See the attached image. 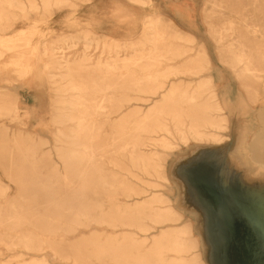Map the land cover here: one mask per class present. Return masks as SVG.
Here are the masks:
<instances>
[{
  "label": "bare ground",
  "instance_id": "6f19581e",
  "mask_svg": "<svg viewBox=\"0 0 264 264\" xmlns=\"http://www.w3.org/2000/svg\"><path fill=\"white\" fill-rule=\"evenodd\" d=\"M82 1L87 2L90 0ZM130 1L137 4L152 5L151 0ZM75 2L76 0H0V41L2 44L7 45L8 41L11 40L13 42L10 39L11 37L14 39L19 38L20 32L5 38L8 34L7 30L13 26L19 15L25 19H30L32 13H42L41 20L45 21L47 16L64 7L76 6ZM242 3L241 0H237L235 4L226 7L222 2L212 1V5L218 7L219 13L223 15L228 12L230 15L221 17L222 24L218 28L210 20L209 14L206 16V23L211 21L209 26L212 27V32L210 30L208 32L211 37L216 39L217 53L225 55L220 60L232 70L239 82L240 98L238 101H245L248 109L256 110L258 104H260V98L264 96V8H260L259 0H250V4L254 6V18L261 19V29H254L256 24H249V18H253L248 13L246 14L247 8L242 6ZM69 13L73 14L75 11L71 10ZM73 20L75 19L72 18L71 23H73ZM53 22H51V25ZM32 26L34 27L35 25L32 24ZM245 29L246 32H244ZM52 30H54V27ZM256 31L260 32V36L255 34ZM25 33L23 32L22 34ZM75 34L67 33L60 40L66 43L68 39L77 37ZM80 34L82 33L80 32ZM82 35H84V39L86 37L91 38L89 32H85ZM196 38L192 33L180 28L173 20L165 18L156 11L154 15L145 17L144 28L140 37L134 38V40L128 39L130 42L107 41L106 43L101 42V40L84 42V46L81 49L82 53L77 57H71L67 52V49L78 45V42L74 40L67 43L66 47L56 45L58 46V48L56 47L57 49H49L48 47H43L42 49V52L50 55L51 58V63L45 66L54 71L52 75L57 76L56 83L60 85L56 91L65 94L56 97L55 100L67 103L64 106L54 105L52 107L55 112L54 140L56 153L67 168H72L71 172L74 174V178L76 181L81 182L83 188L89 187L93 192L99 189L106 191L112 204L109 213L115 216L113 221L109 222L110 224L119 221L121 224L129 225L130 221H132L136 222L135 224L140 227V223H138L140 213L150 217L154 222L160 223L164 219L174 218L177 212L171 206L172 204L169 203L173 198L160 191H158V194L147 195L136 201L135 210L133 211L129 206L117 203L113 195L116 192H119V194L125 192V195L131 197L140 195L141 191L129 188L122 179L110 176L104 170L105 168L96 162V154L99 149L102 152L106 150V147H109L110 150L115 149L116 152H123L128 149L130 152V166L138 169L143 174L156 175L159 180L157 181L158 186H169V182L173 184L176 183V180L163 174V169H165L164 162L157 153H152L151 151L149 154L139 152L138 146L141 144L142 139H133L130 128L128 130L127 127L119 129L123 124L130 125L129 119L133 114L126 113L120 117V120L117 117L113 120L117 113L122 112H118V110L122 109L123 106L117 104L105 105L103 104L104 102L131 101L132 99L127 96L130 91L150 94L149 97H152L154 104L140 115L142 117L140 120L134 122L132 126V130H135L134 136H141L142 133H161V135L171 136L176 140V144L169 142L167 138H161L159 146L166 149L176 148L173 151L178 150L180 153L185 150L194 151L200 147L206 150L210 149L214 168L226 165L224 154L234 140L236 141L235 146L240 145L239 137L241 135L248 134L253 140L259 137L255 129L245 133L241 131L237 124V121L243 117L239 110L240 106L237 107L235 114H232L235 111L233 109L235 102H232L230 98L231 93L222 92L216 84V70L213 68V62L206 42H199L201 46L196 51L195 56L184 58V55L192 48L186 49L183 44H194ZM136 44L141 45V47L145 46V48L139 49L141 56L134 54L133 56H125L124 52L127 46L131 47V45ZM92 47L99 50L98 55H94L96 50H90ZM132 51L135 52L136 50L132 49ZM180 57H183L181 59L182 63L178 65L170 63L161 68L164 62L177 61ZM86 61L92 62V66L84 63ZM20 65L24 67L21 62ZM184 75L196 78L195 83H193V80H183L182 76ZM174 77L177 79L174 80ZM40 83L38 82V84ZM89 91L102 93V95L87 97L86 93ZM111 91H122L124 96L118 98H115L114 95L106 96ZM0 93H2L0 99L4 98V102L16 108L15 105L20 101L16 92L5 89L0 90ZM37 95L36 97L38 98ZM31 99L34 100L33 95ZM88 100L96 104L84 105V102ZM3 107L5 108V106L0 107L1 111ZM99 118H103V120ZM231 119L236 120L232 123ZM106 125L112 127V132L108 133L107 138H103V142L98 146L93 143L90 144V140L94 141L96 137L99 138L102 133L106 132ZM116 128L119 133L115 131ZM117 133L119 135H116ZM2 140L5 139L2 138ZM130 143H132L133 149L127 146ZM6 147V145L0 146V150H2L0 151V162L10 166L8 173L11 180L19 182L20 187L22 184L21 188H24V184H27V181L42 182L44 185H41V190L47 192L45 197L49 204L56 206L52 211L49 209L46 211L64 214L66 209H69L75 216L83 214L86 217H90L98 210V206L95 204L81 206L83 203H79L78 199L82 194L78 193V191L71 194V197L77 200L69 202L68 208H66L68 204L56 201L55 198H63L66 192L61 187L58 192L53 189L52 191L50 190L54 188L53 180H57L52 178V175L42 180L41 167L48 164V160L43 158L49 157V154H44L41 159L38 147L35 145L20 147L18 153L5 152ZM247 159L250 166L264 167L256 159L251 157ZM112 164L113 166H119L116 161H112ZM169 164H171L170 161ZM126 170L130 171L131 169ZM54 171L57 172V170ZM30 172L37 175L31 179L25 178ZM191 177L197 182L195 174ZM7 188L8 186L0 179V197H5ZM209 189L212 190L211 188ZM228 198H226L225 207L226 210H229H223L225 207L222 206L223 208L218 215L220 217L226 215L232 223L231 228L233 227L235 231L233 239L237 241L235 245L240 248L247 244L246 242L243 245L238 244L241 233L242 235L246 233L253 237L251 245L255 246L264 241L259 239V237H254L255 233L259 234V232H262L264 234V230L257 228L260 222L264 224V212L255 214V210H250L249 207L243 206L241 202H236V200L228 204ZM219 199L222 200L223 205L224 197H219ZM18 205L11 203L10 212L5 213L8 219H14L17 224L23 223L29 217L41 220L42 223L50 218L49 215L40 213L41 210L37 207L34 208V206L28 209L26 216L19 215L17 214ZM255 215L259 221H255L253 218L248 219ZM51 220L60 222L61 219L59 217H51ZM238 232L241 233L239 234ZM172 235L169 236L168 233H163L155 242L151 252L148 254L142 253L141 258L139 254H136V260L140 261L142 259L147 261L148 264H165L164 255L162 254L164 247H169L180 253L189 250L191 241L180 237L179 234ZM23 237L25 239L21 242L26 246L33 247L35 239L32 238V235L24 234ZM59 242V245L54 247V249L58 253H62L65 251L64 246L68 244L62 241ZM79 243H82V240L73 245ZM92 243L98 244L97 242ZM109 244H114L117 248L113 250L105 248L100 250L97 248V251H99L98 253L103 252L105 255L113 253L114 261L118 262H127L132 248L136 251L139 250L136 241L131 244L129 240L123 239L110 242ZM37 245L35 244L34 247H37ZM235 250L239 254H237L238 256L235 255V262L233 260L229 262L231 264H243L241 253L237 248ZM235 250L230 252V254ZM152 254L157 256L156 260L161 255V259L157 262L156 260L155 262L151 261ZM217 257L218 260L202 261L196 255L192 257L182 256L170 264H215L217 262L218 264H223L220 254ZM67 258L69 257L67 256ZM230 263L225 260V264Z\"/></svg>",
  "mask_w": 264,
  "mask_h": 264
},
{
  "label": "rangeland",
  "instance_id": "374dc122",
  "mask_svg": "<svg viewBox=\"0 0 264 264\" xmlns=\"http://www.w3.org/2000/svg\"><path fill=\"white\" fill-rule=\"evenodd\" d=\"M195 1H197L199 6L200 33H197L199 40L196 38L194 44H183L186 49L192 48L184 55V58L195 56L196 51L201 46L199 42H206L213 62V68L216 70V84L222 92L231 93L230 98L232 102H235L233 104L235 111L232 114H235L237 107L240 106L239 110L243 117L237 121V124L241 128V131L245 133L255 129L259 137L253 140L248 134L241 135L239 137L241 141L240 145L235 146L236 141L234 140L228 151L225 152L226 165L214 168L210 149L206 150L200 147L194 151L185 150L180 153L178 150H176L177 152L173 151L176 148L166 149L159 146L161 138H167L169 142L176 144V140L171 136L161 135V133H142L141 136H134L135 130H132L134 122L140 120L142 118L140 115L154 104L152 97H149L150 94L130 91L127 93V96L132 99L131 101L104 102L103 104L105 105L117 104L123 106L122 109L118 110V112H122L117 113L113 117V120L115 117L120 120V117L126 113L133 114L129 119L130 125L123 124L119 129L121 127H127V130L130 128L133 139H142L141 144L138 146L139 152L146 154L151 152L157 153L159 158L164 162L165 169H163V174L176 180V183L173 184L169 182V186H158L157 181L159 180L156 175L143 174L138 169L130 166V152L128 149L123 152H116L115 149L110 150L109 147H106V150L103 152L100 149L97 151L96 162L104 167V170L110 176L122 179L129 188L141 191L140 195H133L131 197L125 195V192L120 194L116 192L113 195L117 203L129 206L133 211L135 210L134 205L136 201L147 195L158 194V191L164 192L173 198L169 203L172 204L171 206L177 212L174 218L164 219L162 222L156 223L150 217L140 213L138 220L140 227L135 224L136 222L132 221H130L129 225L121 224L119 221L110 224L109 222L113 221V217L115 216L109 213L112 204L106 191L99 189L93 192L89 187L83 188L81 182L76 181L74 178V174L71 172L72 168L66 167L55 150V112L52 107L54 105L64 106L67 103L55 100L56 97L65 94L56 91L60 85L56 83L57 76L52 75L54 71L45 66L51 63V58L50 55L44 54L42 49L43 47H48L49 49L58 48L56 45L66 47L67 43L74 40L78 42V45L67 49V52L71 57H77L82 53L81 49L84 46V42L98 41L90 37L84 39V35L80 34L81 24L77 12L85 1L76 0V6L63 8L65 10L68 9L66 11L67 14H58V11H56L52 15L47 16L45 21L41 20L42 13H32L30 19H25L19 15L14 21L13 26L7 30L8 34L5 38H9L17 32H20V35L19 38L15 39L11 37L10 39L13 42L9 39L10 41H8L7 45L2 44L0 41V90L10 89L12 92H16L19 95L20 101L15 105L16 108H13L12 105L4 102V98L0 99V107L5 106V108H2V111L0 110V146L6 145L5 152L14 153H18L19 148L25 145L37 146L41 159L44 157V154H49V157L43 158L48 160V164L41 167L42 180L52 175V178L57 180H53L52 184L54 188L50 190L52 191L53 189L55 192H58L61 187L66 192V197L55 198L56 201L68 204L66 206L68 208L69 202L77 200L72 198L71 194L78 191V193L82 194L78 199L79 203H83L81 206L95 204L98 206V210L90 217H86L83 214L75 216L69 209H66L64 214L48 212L46 210L52 211L56 206L49 204L45 197L47 192L41 190L43 183L39 181H27V184H24V188H21L22 184L20 187L19 182L11 180L8 173L10 166L0 162V179L8 186L5 197H0V264H148L147 261L142 259L137 261L135 255L139 254L141 258L142 253H150L155 242L163 233H168L169 236L179 234L180 237L191 241L189 250L182 253L169 247H164L162 254L164 255L165 264L174 263L178 257H192L194 255L201 258L202 261L218 260V254L222 258L228 252L226 260L227 263H230L232 260L234 261L235 255L238 256L237 254H239L236 253V248L242 255V263L264 264V241L255 246L251 245L253 237H250L246 233L242 235L241 232H238L239 234L241 233L238 244L243 245L245 242L247 243L243 247L238 248V245H235L237 241L233 239L235 231L233 227L231 228L232 223L229 218L226 215H222L221 217L218 215L219 211L223 208L222 206L225 207V201L228 197V204L236 200V202H241L243 206L249 207L250 210H255V214L264 212V167L250 166L247 159L248 157L256 159V161L264 166V96L260 98V104H258L256 110L252 108L251 110L248 109L245 101H238L240 98L239 82L232 70L220 60L225 55L217 53L216 39L211 37L208 32L209 30L212 32L209 22L212 21L218 28L222 24L221 17H227L230 14L228 12L223 15L219 13L218 7L212 5V1L214 0ZM217 1L222 2L226 7H230L237 2V0ZM241 1L243 2L241 5L247 8L246 14L248 13L253 18L250 19L248 16L249 24H256L254 25V29H261V19L254 18V6L250 4V0ZM259 3L261 4L260 8H264V0H259ZM71 10L75 11V13H69ZM224 10L226 11V9ZM208 14L211 21L206 23V16ZM71 16L75 19L73 23H71ZM53 21L60 23L61 29L54 28L52 30L51 22ZM32 24L35 26L31 27ZM72 29H75V31H69ZM21 31L26 33L22 34L23 32ZM85 32H87L86 29ZM244 32H246V29ZM67 33H76L77 37L70 38L65 43L60 38L64 37ZM255 34L260 36L259 31H256ZM107 41L113 40L103 39L102 42L107 43ZM117 42H130V40H118ZM142 48H145V46L141 47V45L137 44L131 45V47L127 46L124 52L125 56H133V54L141 56L139 49ZM92 49L96 50L94 47L90 50ZM132 49L136 51L134 52ZM98 52L99 50H96L94 55H98ZM181 59L183 57H180L177 61L164 62L161 68L170 63L178 65L182 63ZM20 62L24 67H21ZM84 63L92 66V62L90 61ZM182 78L186 81L193 80V83H195L196 79L188 75H184ZM173 79L177 78L174 77ZM38 82L41 83L38 84ZM39 93L46 97L45 102L42 104L44 107L33 109V107H30L34 106L30 98L33 94ZM98 94L102 95V93L89 91L86 93V96L93 97ZM112 95L115 98L124 96L122 91H111L106 94V96ZM0 97H2V93H0ZM93 104L96 103L89 100L84 102V105ZM99 119L103 120V118ZM235 120L231 119V122L234 123ZM105 130L106 132L102 133L99 138L96 137L94 141L90 140L89 143L97 146L100 145L103 142V138H107L108 133L112 132V127L106 125ZM115 131L118 132L117 128ZM118 133L116 135H119ZM2 138L5 140H2ZM127 146L132 148V143ZM111 160L118 162L119 166H113ZM169 161L171 164H169ZM54 170H57V172ZM194 174L197 176V182L191 177ZM36 175L30 172L25 178L31 179ZM218 196L224 197L223 205L222 200ZM11 203L19 204V208L17 209V214L19 215L26 216L28 209L34 206V208L37 207L41 210L40 213L49 215L50 218L42 223L41 220L29 217L23 223L17 224L14 219H8L5 214L10 212ZM216 206L220 208L219 211H217L218 208L217 210L215 209ZM223 210H226V207ZM51 217H59L61 220L60 222L54 221L51 220ZM250 218L259 221L256 215L248 219ZM260 225L257 228L263 231L264 224L260 222ZM24 234H31L32 238L35 239L34 245L38 243L37 247H34V245L33 247L24 245L21 242L25 239L23 237ZM254 237L264 240L262 232H259V234L255 233ZM123 239L129 240L131 244H134L136 241L139 249L138 251L134 248L131 249L127 262L114 261L113 253L106 255L103 252L98 253L97 248L100 250L103 248L108 250L116 249V245H110L109 243ZM80 240H82V243L73 245ZM59 241L68 244L64 246L65 251L62 253H58L54 249V247L59 245ZM92 242H97L98 244H93ZM233 250L235 251L230 254ZM152 256L151 261L155 262L157 256L155 254H152ZM160 256H158L156 262L161 259ZM215 264H218V262Z\"/></svg>",
  "mask_w": 264,
  "mask_h": 264
},
{
  "label": "crops",
  "instance_id": "0c3cea01",
  "mask_svg": "<svg viewBox=\"0 0 264 264\" xmlns=\"http://www.w3.org/2000/svg\"><path fill=\"white\" fill-rule=\"evenodd\" d=\"M151 4H137L130 0L87 1L81 5L77 12L81 24V33L84 34L86 29L91 34L92 39L101 40V42L103 39L115 42L118 40L134 39L140 37L144 28L145 17L154 15L157 11L158 14L165 18H170L180 28L192 33L198 39L197 33H200V18L197 1L151 0ZM66 11L62 10L57 13L67 14ZM52 27L61 29L60 23L57 22H54ZM72 30L69 31H75V29ZM37 96L38 98L36 94H33L34 100L30 98L34 104V106L30 107H33V109L44 107L42 104L45 102L46 97L44 99L41 93Z\"/></svg>",
  "mask_w": 264,
  "mask_h": 264
},
{
  "label": "water",
  "instance_id": "95a60500",
  "mask_svg": "<svg viewBox=\"0 0 264 264\" xmlns=\"http://www.w3.org/2000/svg\"><path fill=\"white\" fill-rule=\"evenodd\" d=\"M217 208H218V206H216L215 207V209L217 210ZM219 209L220 208H218V210L217 211H219ZM226 252H228V251H226ZM229 253V252H228ZM228 253H227V255L225 256H223L222 258H221V261L223 260V264H225V260L228 258ZM230 261V260H229ZM252 261V260H251ZM245 262H246V260H245ZM252 262H254V261H252ZM246 264H247V262H246Z\"/></svg>",
  "mask_w": 264,
  "mask_h": 264
}]
</instances>
